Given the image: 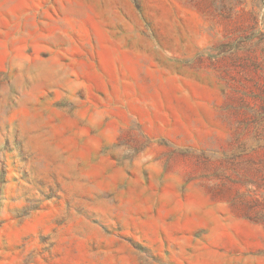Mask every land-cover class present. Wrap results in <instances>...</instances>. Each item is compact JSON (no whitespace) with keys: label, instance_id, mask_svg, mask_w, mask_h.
<instances>
[{"label":"rangeland","instance_id":"obj_1","mask_svg":"<svg viewBox=\"0 0 264 264\" xmlns=\"http://www.w3.org/2000/svg\"><path fill=\"white\" fill-rule=\"evenodd\" d=\"M0 264H264V0H0Z\"/></svg>","mask_w":264,"mask_h":264}]
</instances>
